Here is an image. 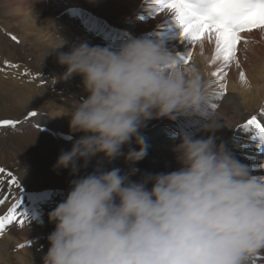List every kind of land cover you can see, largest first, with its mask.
<instances>
[{"label": "clouds", "instance_id": "1", "mask_svg": "<svg viewBox=\"0 0 264 264\" xmlns=\"http://www.w3.org/2000/svg\"><path fill=\"white\" fill-rule=\"evenodd\" d=\"M58 37L47 55L67 43ZM57 62L65 67L59 79L79 76L86 96L57 115L70 117L80 135L52 170L76 178L49 213L55 228L43 264H254L264 254V180L215 143L212 92L195 63L144 38L116 50L73 43ZM178 117L200 119L209 135H181L176 170L133 180L148 153L142 129ZM97 156L108 163L123 156L129 170L98 166L80 176Z\"/></svg>", "mask_w": 264, "mask_h": 264}, {"label": "bare ground", "instance_id": "2", "mask_svg": "<svg viewBox=\"0 0 264 264\" xmlns=\"http://www.w3.org/2000/svg\"><path fill=\"white\" fill-rule=\"evenodd\" d=\"M152 2L153 0H6L13 18V28L6 24L4 29L11 36H16L21 44L25 45L26 41L34 42V48L31 46L32 49L29 51L43 52L45 56L49 49L58 43V35L62 37L67 42L63 48L50 50V54L44 56V60L38 56L41 61L48 62L54 68L55 63L52 64L51 61L57 60V53L68 51L69 45L78 42L116 50L129 38H144L153 43L164 42L170 55L178 58L191 50L192 59L189 64L197 65L202 78L212 92L211 103L218 105L217 109H210L218 118L219 128L213 134L215 143L223 145L237 161L248 166L252 176L257 179L264 178V166H262L264 165V146L258 140H253L249 133L237 128L251 115L255 114L259 117L260 109L264 107V33L254 30L248 35L247 45L240 46L238 55L241 68L238 69L233 65L229 69L226 78L227 93L221 99H217L214 95L218 90L217 85L211 83L217 79L211 76V73L219 66V61L215 65L210 63L214 54V44L205 41L203 48L199 44L190 47L187 39L180 36L181 28L172 20L170 13L156 15L150 13L149 7ZM6 43L9 42L6 40ZM4 68L7 73L17 78L21 75L18 67L6 66L3 62L0 70L5 71ZM241 70L245 72L247 83L239 79ZM72 79L82 82L79 76H74ZM21 90H26V94L30 92L33 95L28 88ZM32 95L26 96V99L29 102L32 98L28 105L32 106V108L29 107L30 111L36 112L34 109L40 106L42 99L38 101L36 100L38 98L34 95L36 99H33ZM84 96H86L85 92ZM67 110V107L49 106L47 102L45 108L37 110V117L24 119L13 130L19 131L32 127L49 133L63 151H68L78 138L64 133L63 124H69L70 117L57 116ZM202 123L200 119L187 117H178L175 120L159 118L147 122L141 134L148 145V153L145 159L135 165V168L144 169V174L176 170L178 165L173 152L175 145L179 143L181 135L207 138L209 133L200 131ZM1 129L7 128L0 127ZM131 147L138 150V146L134 144ZM127 150L126 147L124 152L126 153ZM98 166H102L104 170L119 168L122 172H127L130 167L124 159L120 164H116L113 161L108 163L101 156H97L88 163L86 168H82L80 173L87 175ZM8 178V175L5 177L3 174L0 180V198L10 197L3 205H0V215L7 213V209L11 207L8 205L11 198L25 190L21 184L17 191L15 185H10ZM140 178L139 174L132 176L133 180ZM25 195L24 191L21 198ZM34 224L31 220L23 226L16 223L6 227L3 235L0 236V264L2 262L6 264L9 261L13 262L12 264H27L25 254L28 245L36 236L32 230ZM21 244L26 246L20 248ZM13 254L14 257H12ZM38 264H43V260ZM254 264H264V258L255 259Z\"/></svg>", "mask_w": 264, "mask_h": 264}, {"label": "rangeland", "instance_id": "3", "mask_svg": "<svg viewBox=\"0 0 264 264\" xmlns=\"http://www.w3.org/2000/svg\"><path fill=\"white\" fill-rule=\"evenodd\" d=\"M6 24L13 28V18L6 0H0V67H3V62L8 61L17 65L21 71V75L17 78L7 73L6 67L5 71L0 70V119L23 121L26 113L32 112L30 111L32 106L28 105L26 99V96L32 94L30 92H28L29 95L26 94V90H21L23 88L33 92V99L38 98L36 99L38 101L42 99L40 106L34 109L36 112L40 108H45L47 102L49 106L58 105L69 109L68 106L74 105L76 101L81 102L85 98L81 81H74L72 78L67 81L59 79L65 67L58 64L57 60L51 61L52 64L55 63V68L48 62L41 61L39 57L44 60L43 52L29 51L34 42L26 41L24 45L13 41L11 35L4 29ZM63 126L65 134L79 138V133H71L68 123H64ZM61 151L62 148L53 136L32 127L19 131L8 128L0 130V168L5 170L3 173L5 177L11 173L20 185L24 186L23 192H26L23 198H21L23 192L16 194L8 205L11 206L16 200H21L20 212L27 214V221L33 220L35 223L32 230L36 236L28 245L25 254L27 264H31L32 254L34 264L43 260L50 246L48 235L55 228L54 222L49 221V213L66 198L70 183L76 178L71 176L68 170L59 172L52 170ZM123 159L121 156L113 162L120 164ZM136 169L138 171L135 174L142 177L144 169ZM3 174H0V180ZM79 175L83 176L81 173ZM2 182L5 183L3 180ZM5 214L7 213L2 215ZM12 263L9 261L6 264Z\"/></svg>", "mask_w": 264, "mask_h": 264}, {"label": "snow or ice", "instance_id": "4", "mask_svg": "<svg viewBox=\"0 0 264 264\" xmlns=\"http://www.w3.org/2000/svg\"><path fill=\"white\" fill-rule=\"evenodd\" d=\"M150 13L168 12L172 20L181 28L180 36L186 38L189 46L194 47L199 44L203 48L205 41L214 44V54L210 61L215 65L219 61V66L211 73L217 79L211 83L217 85L214 93L217 99H221L227 93L226 78L229 69L235 65L241 68L239 51L241 45H247L248 35L254 30L264 33V0H153L149 7ZM11 39L19 43L16 36ZM192 59V51L189 50L185 55L180 56L179 62L189 64ZM6 66L17 67L5 61ZM239 79L247 83L246 75L243 70L239 72ZM250 86V85H249ZM210 109H217L216 103L210 104ZM37 117L36 112H27L25 120ZM22 121L12 119H0V127L15 129ZM39 128V125H37ZM237 128L249 133L253 140H258L264 145V107L260 109L258 115H251ZM264 166V165H262ZM5 170L0 168V174ZM9 182L20 189V182L11 174ZM264 180V178H261ZM10 197L0 198V205H3ZM21 200H16L7 209V214L0 215V236L9 225L16 223L21 226L27 221V214L20 212ZM21 244L19 247L24 248ZM264 258V254L257 256L256 259Z\"/></svg>", "mask_w": 264, "mask_h": 264}]
</instances>
